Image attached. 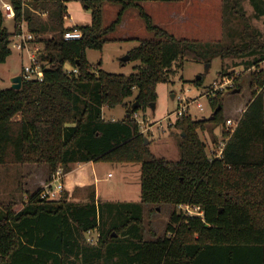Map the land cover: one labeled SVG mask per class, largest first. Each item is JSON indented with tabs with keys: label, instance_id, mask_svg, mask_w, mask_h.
<instances>
[{
	"label": "trees",
	"instance_id": "trees-1",
	"mask_svg": "<svg viewBox=\"0 0 264 264\" xmlns=\"http://www.w3.org/2000/svg\"><path fill=\"white\" fill-rule=\"evenodd\" d=\"M9 1L16 12L14 32L4 26L0 9V64L12 55L11 39L25 21L44 48L46 69L42 82L23 79L20 90L0 87V167L47 165L52 176L59 169L67 174L76 164L138 163L141 200L102 201L93 191L86 202H73L63 191L61 199L48 201L40 198V189L24 191L27 201L16 211L12 195V203L0 209V264H264L263 72L250 82L252 100L222 161L210 162V145L200 136L210 132L215 146L220 143L216 130L227 136L222 94L212 102L210 118L183 117L175 123L173 129L180 130L174 137L180 156L176 162L150 150L134 118L157 102V86L169 82L176 63L182 69L185 61L241 59L240 65L248 67L264 62V41L245 12L234 8L237 28L228 29L230 40L192 41L157 26L140 5L181 0H82L91 12L86 26L66 25L65 0ZM107 3L120 8L108 26ZM130 8L137 9L153 34L128 52L130 61L142 66L128 76L94 71L88 51H103L114 42L110 35ZM75 29L82 38L65 40V33ZM65 64L78 73H69ZM225 76L234 73L223 65L218 79ZM203 83L204 76L194 81L197 87ZM135 91L140 105L133 111L126 100ZM104 107H124L128 113L122 121L105 120ZM22 190L19 185L17 192ZM187 203L201 206L203 219L182 217L177 206ZM164 205L174 208L165 234L147 240L145 207ZM93 231L99 235L95 244L87 238Z\"/></svg>",
	"mask_w": 264,
	"mask_h": 264
},
{
	"label": "rangeland",
	"instance_id": "rangeland-1",
	"mask_svg": "<svg viewBox=\"0 0 264 264\" xmlns=\"http://www.w3.org/2000/svg\"><path fill=\"white\" fill-rule=\"evenodd\" d=\"M65 3L68 12L73 17V22H78L75 18L77 15L83 14V19L91 15V12L83 7L82 0H65ZM140 5L153 18L157 26L166 29L177 38L192 41L217 42L227 39L228 29L236 30L237 28V21L233 15L234 8L243 10L250 18L252 27L261 34L264 41V0H181L179 2H143ZM115 8L120 9L114 4L106 5L104 12L106 26L116 18ZM125 15L126 28L118 30L110 37L114 39L128 38L127 40H121L119 44L111 42L106 45L103 51H88V60L93 65L94 71L100 70L110 74L128 76L137 72L142 66L140 61L124 63L122 59L128 55L130 50L137 47L141 40L153 39V34L147 32L137 9L130 8ZM66 25L71 26L69 19L66 20ZM4 26L10 33L14 31L13 20L5 19ZM10 48L12 55L6 63L0 64V87L2 89L12 88V79L21 75L23 67L28 64L24 55L14 49L12 45ZM240 63L241 59H229L225 62L216 59L211 64L185 61L182 69H179L176 63L174 65L176 72L170 74L169 82L157 86L158 100L155 103V109L148 107L137 114L146 123L147 121L153 123L163 120L167 114L179 108L180 98L195 99L199 97L205 88L218 80L223 65H226L228 71L241 77L238 86L235 87V90L241 91L238 94L229 92L223 95V118L226 122L229 119H239L252 100L253 90L250 82L253 76L258 75L260 71L264 74V62L250 67L245 64L240 65ZM66 68H70V64H65ZM198 76H204L202 87L194 85ZM137 96L138 91H135L133 97L126 100V104L129 107L135 105L138 108L140 104ZM201 102L205 105L206 112H200L196 106H193L190 114L195 119H208L212 113L211 109L206 100L203 99ZM127 113L128 109L124 107L115 109L104 107L103 118L122 121ZM163 128L164 130L154 128L153 135L145 134L147 142H150L149 148L158 157L176 162L180 156L174 137L180 133V130L167 128L166 122H163ZM214 135L219 142L224 138L219 129L214 132ZM200 136L208 145L214 146L210 132H201ZM82 165H74L72 171L65 174L64 191L68 194L70 201L86 202L93 191H95L97 200L102 201L139 202L141 200V166L138 163L99 161L94 162L93 166ZM109 173L113 178L108 177ZM50 175L47 165L26 164L0 167V209L3 205L12 203L14 200H12V195L17 203L16 208L22 209L23 200H25L23 192L31 194L43 189L52 181L53 175ZM19 185H22L23 190L17 192ZM62 196L63 193L60 199ZM173 209L170 205L145 207L143 226L147 240H153L165 234ZM97 236L96 231L87 234V238L91 240L96 239Z\"/></svg>",
	"mask_w": 264,
	"mask_h": 264
},
{
	"label": "built area",
	"instance_id": "built-area-1",
	"mask_svg": "<svg viewBox=\"0 0 264 264\" xmlns=\"http://www.w3.org/2000/svg\"><path fill=\"white\" fill-rule=\"evenodd\" d=\"M0 9L4 14V19H8V20L15 19L16 12L12 3L9 0H0ZM66 19H70V15L66 17ZM17 30L18 32L14 35L16 40L14 41V37H13L11 39L10 45H12L14 49L18 50L28 60V64L23 67L21 75L25 80H35L42 82L45 77V69H46L45 63L41 58V56L43 55L44 48L42 44L38 42L36 35L28 30L25 21H22L17 25ZM64 38L65 40H79L82 38V33L80 30L75 29L73 31L66 32ZM66 70L69 73H74V74L78 73V69L73 68L72 66H70V68H66ZM237 76L238 75L225 76L223 78H219L212 85L205 88V90L199 95V97L195 99H188L186 97L180 98L179 108L176 111L167 114V116L161 121L153 122V123L147 121L146 123V121L140 118V116L137 113L134 114V118L140 129V133L146 135L151 133L150 135H153L152 131L154 128H159L161 130H164L163 122H166L167 128L168 127L173 128L175 123L179 119L183 117H192L190 112H191V107L193 106H196V108L200 112H206L205 105L201 102V100L203 99L206 100V102L208 103L209 108L211 109L212 112L211 113L212 116L213 115V107L211 105L212 102L217 98L219 94L224 95L225 93H229L235 90L236 87L235 80ZM241 118L242 116H240L239 119L227 120L225 132L228 135L222 138L218 146L214 145L209 147L211 163L214 161L223 160L224 149L226 148L228 141L230 140L236 128L238 127ZM64 177L65 174L61 169H59L52 176V181L48 185H46V187L41 189V192L39 194L40 198L48 201L59 200L64 191V185H63ZM25 200L27 201V196H25ZM177 211L179 214H181L182 217H190V218L196 217L201 219H203L204 217V211L202 207L190 203L179 204L177 206ZM98 237L99 235L96 237V239L93 240L88 239V241L90 243L95 244L98 242Z\"/></svg>",
	"mask_w": 264,
	"mask_h": 264
},
{
	"label": "crops",
	"instance_id": "crops-1",
	"mask_svg": "<svg viewBox=\"0 0 264 264\" xmlns=\"http://www.w3.org/2000/svg\"><path fill=\"white\" fill-rule=\"evenodd\" d=\"M109 3H107V4H105V6H104V12H105V7H106V5H108ZM120 9H117V8H115V13H116V15H117V13H118V11H119ZM69 13V12H68ZM69 15H70V22H71V26H86V25H90L91 24V15L90 16H87V17H85L84 19L82 18V16H84L83 14L82 15H77V16H75V18H76V20L78 21L77 23L76 22H73V17H72V15L69 13ZM125 17H126V15L124 16V20H123V22H122V24H121V26L118 28V30H123V28H126L125 26H126V22H125ZM118 30L116 31V32H118ZM14 32V31H13ZM12 32V33H13ZM111 38V37H110ZM114 42V44H119L120 42L119 41H121V40H127L128 38H121V39H114V38H111ZM87 57H88V53H87ZM103 112H104V108H103ZM245 112V110L243 111V113ZM242 116V115H241ZM113 117V116H112ZM113 121H115L114 119H112ZM93 162L92 163H87V165H91V166H93ZM84 165H86V164H83L82 166H84ZM109 175H111L110 173L108 174V177L109 178H113V177H111V176H109ZM95 182L97 183V180H95ZM16 211H19V210H21V208L20 209H18V208H16L15 209Z\"/></svg>",
	"mask_w": 264,
	"mask_h": 264
},
{
	"label": "water",
	"instance_id": "water-1",
	"mask_svg": "<svg viewBox=\"0 0 264 264\" xmlns=\"http://www.w3.org/2000/svg\"><path fill=\"white\" fill-rule=\"evenodd\" d=\"M122 61H123L124 63L127 62V61H130V57L127 55L125 58L122 59ZM196 80H201V76H198V77L196 78ZM22 83H23V76H22V75H18V76H16V77H14V78L12 79V89H14V90H20V89L22 88ZM238 93H240V90H239V89L233 91V94H238ZM150 107L154 110V109H155V103H152V104L150 105ZM221 108H222V107L219 106L218 109H217V111H216V113H217L219 110H221ZM136 109H137V107L134 105V106H133V111H135ZM145 142H146V144L148 143L147 140H146ZM206 226H208V225H206ZM114 236H116V235H114Z\"/></svg>",
	"mask_w": 264,
	"mask_h": 264
}]
</instances>
